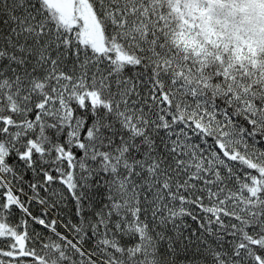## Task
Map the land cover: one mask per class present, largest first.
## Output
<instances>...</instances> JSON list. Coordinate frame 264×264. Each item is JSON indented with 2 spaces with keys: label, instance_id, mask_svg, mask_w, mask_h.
<instances>
[{
  "label": "snow or ice",
  "instance_id": "obj_1",
  "mask_svg": "<svg viewBox=\"0 0 264 264\" xmlns=\"http://www.w3.org/2000/svg\"><path fill=\"white\" fill-rule=\"evenodd\" d=\"M0 264H264V0H0Z\"/></svg>",
  "mask_w": 264,
  "mask_h": 264
}]
</instances>
